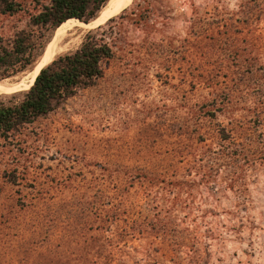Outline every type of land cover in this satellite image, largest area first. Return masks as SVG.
Listing matches in <instances>:
<instances>
[{"label":"rangeland","instance_id":"obj_1","mask_svg":"<svg viewBox=\"0 0 264 264\" xmlns=\"http://www.w3.org/2000/svg\"><path fill=\"white\" fill-rule=\"evenodd\" d=\"M7 1L22 10L0 13V39L10 43L26 32L52 40L54 32L32 23L48 0ZM147 2L157 29L147 36L127 24L121 44L132 54H118L94 87L0 139V264H24L25 250L35 248L28 235L22 238L24 198L59 207L53 217L66 245L88 239L110 245L106 238L115 228L97 230L95 215L87 221L66 200L85 191L95 195L91 187L118 171L163 166L178 149L184 148L185 164L189 153L203 149L199 136L206 134L205 144L216 147L212 132L230 122L250 128L252 144L233 188L221 183L212 196L198 187L189 207L184 203L182 227L165 241L158 237L148 247L131 238L120 247L129 255L125 264H264V0H132L126 10ZM88 30L70 28L74 46L58 56L77 50ZM40 57L30 70L0 83L26 80ZM201 76L234 91L224 99L231 109L212 120L199 117L210 99L208 89L191 82ZM191 110L197 113L192 118ZM187 178L198 181L195 173ZM137 191L138 185L131 189L133 198Z\"/></svg>","mask_w":264,"mask_h":264},{"label":"trees","instance_id":"obj_2","mask_svg":"<svg viewBox=\"0 0 264 264\" xmlns=\"http://www.w3.org/2000/svg\"><path fill=\"white\" fill-rule=\"evenodd\" d=\"M109 0H48L38 14L32 17L33 26L51 34L68 23L89 24L94 21ZM147 2L145 8L124 10L109 19L104 25L90 29L81 46L72 53L56 57L43 67L26 91L13 95L9 101L0 98V139H8L20 128L45 117L60 105L75 97L81 90L92 88L104 78L107 65L118 54H132L121 42L123 28L129 24L147 31V36L156 31ZM141 6V5H137ZM22 7L14 2L1 0L0 13L14 15ZM48 38H35L22 32L12 42L0 39V82L30 70L43 54ZM263 69V68H261ZM187 76V75H186ZM194 85H203L210 99L199 107L201 119H215L219 113L230 110L225 96H233V90H221L211 79L195 78ZM189 117L196 116L192 110ZM234 117V116H231ZM217 126L216 147L208 146L206 134L199 136L203 149L189 153L184 164V148L168 154L163 166L146 170H121L109 181L92 186L91 191L76 193L66 200L75 210L86 216L87 221L95 218L100 222L97 230L116 233L103 241L68 246L65 235L57 228L53 217L55 207L49 200L31 198L22 200V238L28 235L35 243L34 249H26L24 264H125L129 255L120 247L123 242L137 238L151 246L155 239L165 237L173 229L182 227L184 203L189 207L193 192L202 187L212 196L217 194L216 185L227 184L233 188L235 180L243 171L252 146L249 141L251 129L241 123ZM185 172V173H184ZM195 173V179L187 177ZM138 185L136 197L131 189ZM186 195V196H184ZM143 210L145 213H143ZM94 211V213H93ZM58 231V232H57ZM26 240V239H25ZM110 247V249H108ZM116 251L118 256L114 254ZM104 261V262H103Z\"/></svg>","mask_w":264,"mask_h":264},{"label":"bare ground","instance_id":"obj_3","mask_svg":"<svg viewBox=\"0 0 264 264\" xmlns=\"http://www.w3.org/2000/svg\"><path fill=\"white\" fill-rule=\"evenodd\" d=\"M132 0H110L108 7L102 8L98 17L89 24L83 23H68L54 31L52 40L47 44L44 54L40 57L38 63L26 78L17 84L8 85L0 83V94H8L15 91L27 90L32 84L39 71L54 60L58 55L68 52L73 46L74 41L67 36V31L73 26L85 28H95L105 23L110 17L119 14L124 8L131 4ZM82 33V32H81ZM73 35V33H72ZM84 35V34H83ZM77 37V36H76ZM79 37V36H78ZM82 39V38H81ZM77 42V41H76ZM79 44V43H78Z\"/></svg>","mask_w":264,"mask_h":264},{"label":"water","instance_id":"obj_4","mask_svg":"<svg viewBox=\"0 0 264 264\" xmlns=\"http://www.w3.org/2000/svg\"><path fill=\"white\" fill-rule=\"evenodd\" d=\"M109 2H110V0L106 3V5L104 6V8L108 7ZM130 5H131V4H130ZM130 5H129L128 7H126V8H124V10L128 9V8L130 7ZM124 10H122L121 12H123ZM121 12H120V13H121ZM120 13H119V14H120ZM119 14H117V15H119ZM117 15H115V16H117ZM115 16H113V17H115ZM113 17H110L109 19H111V18H113ZM109 19H108V20H109ZM108 20H107V21H108ZM107 21H106V22H107ZM106 22H105V23H106ZM105 23H104V24H105ZM99 26H100V25H99ZM97 27H98V26H97ZM95 28H96V27H95ZM92 29H93V28H92ZM43 54H44V53H43ZM52 61H53V60H52ZM52 61H51V62H52ZM51 62H50V63H51ZM50 63H49V64H50ZM49 64H47V65H49ZM47 65H46V66H47ZM46 66H44V67H46ZM32 85H33V84H32Z\"/></svg>","mask_w":264,"mask_h":264}]
</instances>
